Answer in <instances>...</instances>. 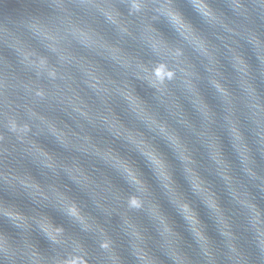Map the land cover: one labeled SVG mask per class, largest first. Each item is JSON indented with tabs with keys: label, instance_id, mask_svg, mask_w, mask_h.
<instances>
[{
	"label": "water",
	"instance_id": "95a60500",
	"mask_svg": "<svg viewBox=\"0 0 264 264\" xmlns=\"http://www.w3.org/2000/svg\"><path fill=\"white\" fill-rule=\"evenodd\" d=\"M136 2L0 0V236L13 249L0 251V264H34L32 251L41 258L36 264H56L77 244L88 264H264L241 202L264 214V62L250 40L264 44V0H204L218 22L197 0H140L141 10ZM163 7L179 14L209 54L181 35ZM152 34L181 49V57L154 50ZM21 49L45 57L56 75L38 74ZM237 54L249 65L255 100L242 87ZM163 61L176 74L157 86L145 69ZM111 157L130 166L147 191L139 193ZM136 195L140 208L129 206ZM71 204L104 233L85 229L68 213ZM2 209L22 215L26 226ZM42 218L63 229L62 243L44 233ZM197 230L208 239L207 252ZM105 238L111 251L101 247Z\"/></svg>",
	"mask_w": 264,
	"mask_h": 264
},
{
	"label": "clouds",
	"instance_id": "9594fccd",
	"mask_svg": "<svg viewBox=\"0 0 264 264\" xmlns=\"http://www.w3.org/2000/svg\"><path fill=\"white\" fill-rule=\"evenodd\" d=\"M134 9L141 10L144 5L140 2V0H137L136 3L133 5ZM197 7L202 12V14L208 18L212 22H218L219 17L216 15L214 11L204 2V0H197ZM237 8L241 7V5L237 4ZM161 13L168 16L170 21L173 23L174 26L177 27V29L180 31L181 35L187 39L189 42L193 43L201 52L205 54H209L208 47L206 45V42L199 36H197L194 31L190 28L189 25H187L182 18L179 16L178 13L171 10L169 7H163L159 10ZM110 19H114V17L109 14ZM250 40L252 43H254L257 47L258 53L260 55V59L262 62H264V44H261L259 39H257L254 36L250 37ZM149 42L151 43L154 50H156L158 53L167 51L168 54L172 57H175L176 59H179L182 55V51L179 48H170L163 39L159 38L155 34H152L149 36ZM54 47V46H53ZM22 55L24 58L25 63L29 65V67L33 68L38 74L47 73L49 76L54 77L56 75V69L49 66L47 59L42 56H37L34 52L30 51H24L21 49ZM63 59V57H62ZM235 65L239 72L241 73V82L242 87L245 89L248 96L252 99H256V90L253 87L252 83L248 79L250 75V68L248 63L245 61V59L240 56L239 54L235 55L234 57ZM146 72L150 73V77L152 78V82L154 84H157V86H162L166 80L172 79L175 74V68L170 66L167 61H163L159 63L154 69H145ZM182 72L185 73L186 77H191L192 73L188 71L186 68L181 69ZM185 83L187 84L188 88L190 90H194V85L191 81V79H186ZM213 83L216 84V87L219 89L220 93L226 100V102L230 103V93L228 90L223 87L218 81H213ZM38 95H43L42 92L37 93ZM129 100H131L134 104L136 103L135 99L131 96L130 93H126ZM253 107H259V105L254 104ZM206 110V109H205ZM11 126L13 130H16L17 125L16 122L13 120L11 123ZM21 131H27V126H24L20 129ZM55 131V129H53ZM235 140L237 142V148L241 152V156L245 161V164L248 163L250 157L248 155V149L247 146L242 143V135L240 131L233 125L232 128ZM60 135V138L63 140V135ZM42 155L47 156V153H44L42 150H39ZM50 160V157L48 158ZM112 161L115 163L117 167H119L128 177L129 181L134 184L137 188V191L139 193H144L147 191L146 186L144 185V182L140 178V176L126 163L119 160V158L111 157ZM249 172H251V169H248ZM24 183L28 187L37 188V185L31 184L28 181H24ZM250 211V219L252 226L256 229L261 246L264 247V214L261 213V211L257 208L255 204H253L249 200H243L241 201ZM212 207L216 209L218 214V219L220 224L222 225V231L224 232V235L229 237L230 241L233 236V233L229 230V225L227 221L225 220L222 212H220L218 206L214 201L211 202ZM143 205V199L141 196L136 195L133 196L129 201V206L133 208H140ZM2 211L9 216L16 224H18L21 227L26 226V220L25 218L20 215L17 212L11 211L9 209H2ZM68 213L73 216L77 221L81 223V225L85 229H98L101 234L104 233V230L102 228H99V226L94 225L93 223H90L88 218L81 214L80 210L75 204H71L67 207ZM39 226L44 231V233L55 243H62V233L63 229L59 227H53L51 222L47 218H42L39 220ZM137 237H139V233H135ZM197 236L200 239L202 245L205 248V251H208V239L206 236L203 235L202 232L197 230ZM233 248V251H235V245H231ZM101 247L105 250L111 251V241L105 238L103 240V243ZM0 251L6 253V254H12L13 249L8 244L7 240L0 236ZM136 254L141 258V260H146L147 256L146 254L140 249L136 248ZM31 259L33 260L34 264L36 262L40 261V256L37 252L32 251L30 253ZM113 261L117 260V257L113 254L112 257ZM56 264H88V261L86 259V256L83 252L82 247L77 244L74 247L73 252L69 253L65 258L57 260Z\"/></svg>",
	"mask_w": 264,
	"mask_h": 264
}]
</instances>
